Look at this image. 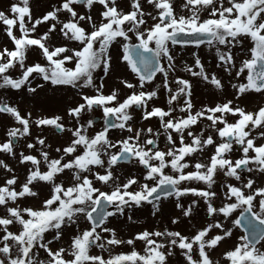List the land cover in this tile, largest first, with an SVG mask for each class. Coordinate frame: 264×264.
<instances>
[{
    "label": "snow or ice",
    "instance_id": "1",
    "mask_svg": "<svg viewBox=\"0 0 264 264\" xmlns=\"http://www.w3.org/2000/svg\"><path fill=\"white\" fill-rule=\"evenodd\" d=\"M0 31V92L31 101L0 96V264H264V0H54L35 17L13 0ZM118 64L131 78L105 92ZM194 82L218 98L197 106ZM138 212L154 226L122 234Z\"/></svg>",
    "mask_w": 264,
    "mask_h": 264
},
{
    "label": "rangeland",
    "instance_id": "2",
    "mask_svg": "<svg viewBox=\"0 0 264 264\" xmlns=\"http://www.w3.org/2000/svg\"><path fill=\"white\" fill-rule=\"evenodd\" d=\"M11 2H13V0H0V9H6L7 6ZM31 2H32L33 16L35 17V16H38V15L42 14L45 10H47L48 4L50 2H54V0H31ZM38 30L39 31L45 30V26L44 25L38 26ZM6 40H7L6 34L3 33L2 31H0V42H6ZM192 50H193L192 46H186V47L183 48V50H181V46L180 45L176 46V53H180V55H182L185 58H188L189 53ZM176 53H174V54H176ZM200 54H201L202 57L206 58V61L210 60V58H207L205 56L206 49L204 48V46H201ZM35 59H38L36 53L35 52H30L29 53V60L32 61V60H35ZM216 71L219 72L220 70L216 69ZM117 74L128 76L129 78H131L130 74L124 68L123 64H118L117 67H116V70L112 73V76L110 78L106 79V81H105V92L109 91V89H111L113 86L119 87V84H118V82L115 79V76ZM178 74L185 75L184 73H178ZM194 83H195V88H194L193 100L197 104V106H199L201 103L212 102L214 99L218 98V97L214 96L212 93L206 91L204 85H202L201 83H199V82H194ZM231 91L232 90L230 88L226 89V91H225V95H227L229 98H231ZM121 94H123V92ZM0 96H4L5 99H10L13 102H19L20 103V107H21L22 110H23V107H24V104H25L26 101L29 102V103L31 102L27 97L22 98L21 94L16 93V92H12V91L8 92L7 95H4L2 92H0ZM254 99L255 98L253 97V100ZM155 103L159 104V105H163L164 104L163 95H161V98L156 100ZM137 115H139V114L137 113ZM152 123H153V126H155L156 121L153 119ZM3 131H4L3 128L0 127V138L3 137ZM49 135L51 136V134H49ZM51 139H52V142L54 143V145H55V143L60 142L54 136L51 137ZM53 155H55V153H53ZM9 162L12 163L14 167L16 166L14 161H9ZM18 173L21 175V178H23V168L22 167L18 169ZM164 206H165L166 212L172 210V204L170 202L165 201L164 202ZM238 214H239V212L237 211L236 215H238ZM136 215L141 220L147 219V222L142 224V225H131V226L125 227L124 224H123V221H120V222H115L114 221V223H116L117 226L122 229V234L128 235L131 232L135 231L137 227H149V228H151V227L154 226L153 225V221L150 218L147 217V213L146 212H143V213L138 212ZM169 226H171V225H169ZM82 227H83V225H82ZM177 227L179 228V230H181L185 234H190V232L192 230V226L190 224H187V223L180 224ZM240 234H242L241 230L240 229H236L233 239H235V236H238ZM137 247L138 248L140 247L139 243L137 244ZM120 250H121L120 248L115 249V251H117V252L120 251ZM123 250L127 251V248H124ZM105 255H107V254H105ZM170 259L172 260V264H175L176 258H170Z\"/></svg>",
    "mask_w": 264,
    "mask_h": 264
}]
</instances>
